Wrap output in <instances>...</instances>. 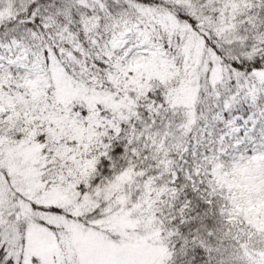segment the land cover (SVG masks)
Masks as SVG:
<instances>
[{
	"label": "snow or ice",
	"instance_id": "1",
	"mask_svg": "<svg viewBox=\"0 0 264 264\" xmlns=\"http://www.w3.org/2000/svg\"><path fill=\"white\" fill-rule=\"evenodd\" d=\"M0 264H264V0H0Z\"/></svg>",
	"mask_w": 264,
	"mask_h": 264
}]
</instances>
